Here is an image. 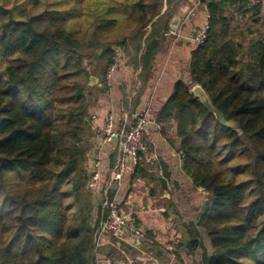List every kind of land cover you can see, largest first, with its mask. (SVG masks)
Listing matches in <instances>:
<instances>
[{
    "label": "trees",
    "instance_id": "16d2710c",
    "mask_svg": "<svg viewBox=\"0 0 264 264\" xmlns=\"http://www.w3.org/2000/svg\"><path fill=\"white\" fill-rule=\"evenodd\" d=\"M182 1L158 0L137 19L141 34L122 64L123 89L126 81L130 93L144 86ZM230 1L204 0L208 38L192 50L189 79L174 83L156 114L176 124L183 170L208 193L198 222L189 224L193 264H264V38L240 57L243 43L225 10ZM78 13L42 8L41 0L16 10L0 4V264H96L101 196L87 185L86 164L98 84L90 82L100 74L97 96L105 94L115 45L126 54L129 36L117 34L118 16L82 22ZM149 24L150 35L142 32ZM196 84L218 116L194 96ZM107 151L110 169L116 152ZM116 189L114 182L112 196ZM197 226L210 239V255Z\"/></svg>",
    "mask_w": 264,
    "mask_h": 264
},
{
    "label": "crops",
    "instance_id": "0c3cea01",
    "mask_svg": "<svg viewBox=\"0 0 264 264\" xmlns=\"http://www.w3.org/2000/svg\"><path fill=\"white\" fill-rule=\"evenodd\" d=\"M241 4L242 1L234 4L228 2L225 6L233 24L235 21H239L240 24L245 17L249 20L253 15L257 18L264 15V0L262 5L252 9L247 6L242 8ZM208 17L209 12L204 0L182 1L170 20L171 24L176 19H184L181 35L174 39L165 38L163 47L156 55V65L144 81V86L134 92L130 93L128 88L126 89L129 87L128 81L123 89V69L118 65L112 72L108 71L109 91L98 97L97 92L102 88V82H100V74L97 75L98 89L91 91V96L95 99L91 101L89 107L92 131L86 164L88 171H91L93 163L98 161L104 180L109 170L113 169H109L110 156L107 148L100 146L99 131L108 115L122 116L126 112L135 114L148 105H152L157 114L166 98L172 93L174 83L180 78L189 79L191 53L195 45L189 42L187 37L198 27L206 24ZM242 24L246 23L242 22ZM244 30L246 28L239 27V33H243ZM137 75L138 73L135 74L136 80ZM139 83L141 85V82ZM125 100L131 106H126ZM167 125L162 130L153 126L148 135L150 144L156 149L157 157L153 158L148 152L143 154L139 164L140 173H126L120 182H115L117 197L122 202L124 211L156 237V245L152 248L135 246L127 237L118 239L103 235L99 239L95 253L96 264H104V257H111L116 264H193V255L187 250L190 239L189 224L198 222L202 207L208 199V193L202 188L194 187L192 179L183 170V161L178 150L176 124L170 121ZM115 162L116 160L114 164ZM173 190L176 191L175 195L180 206L172 202ZM194 202L198 205H191ZM179 210L183 214L179 215ZM197 228L204 237L203 243L207 253L212 254L211 242L205 238L201 228L199 226Z\"/></svg>",
    "mask_w": 264,
    "mask_h": 264
},
{
    "label": "built area",
    "instance_id": "2783aa9c",
    "mask_svg": "<svg viewBox=\"0 0 264 264\" xmlns=\"http://www.w3.org/2000/svg\"><path fill=\"white\" fill-rule=\"evenodd\" d=\"M246 2V6L252 9L263 3V0H240ZM210 17V15H209ZM184 19H176L169 28L163 30L165 38L174 39L181 34V25ZM210 24L207 22L198 27L187 39L195 46L205 43L208 38ZM112 65L110 71L115 67ZM94 118V117H93ZM157 129L166 128V121H158L152 105L146 106L142 111L130 115L124 113L123 116L110 114L106 117L104 125L100 129V146L116 152V162L110 174V181L102 185V170L99 162H94L87 185L89 189L96 190L101 196V218L96 224L95 231V253L99 239L103 235H109L121 239L127 237L132 245L152 248L156 245V237L142 225L136 223L123 208L122 202L115 195H111L114 182H120L126 173H135L143 154L151 153L153 158L157 157L156 149L149 141V133L152 127ZM97 257V256H96ZM104 264H116L111 257L103 258ZM97 263V260H96Z\"/></svg>",
    "mask_w": 264,
    "mask_h": 264
},
{
    "label": "rangeland",
    "instance_id": "374dc122",
    "mask_svg": "<svg viewBox=\"0 0 264 264\" xmlns=\"http://www.w3.org/2000/svg\"><path fill=\"white\" fill-rule=\"evenodd\" d=\"M30 1L31 0H0V4L16 10L18 8L26 6L27 3ZM157 1L158 0H142V1L141 0H41L42 8L51 7V8L67 9V8L74 7L75 9L79 11L78 15L75 17V21L85 22L88 17L91 18V16L93 17V15L95 14L96 16L97 15L106 16L108 14L107 16H110V17H116V18L119 17L121 20V24H120L119 29L117 30V34L121 36L123 35L129 36V40H128L129 47H127L126 54H124L123 49L120 46L115 45L117 64H115L114 67H117L118 65H119L118 67H122V64H124V61L126 60L129 61L130 56L133 54V51H134V46H135L134 39L137 38L138 35L141 34V33H138L140 30H137V31L134 30L135 28L139 27L140 26L139 24L141 23V21L137 19L140 16L151 12L152 11L151 4L153 5L154 3H157ZM238 1L240 0H232L230 2L231 4H234L235 2H238ZM141 2L145 6L144 8L140 7ZM128 3L130 4V6H127ZM243 4L244 3L242 1V4H241L242 8H244ZM134 6H138V7H134ZM112 7H115V10L112 12H108L107 8H112ZM133 15L134 17H136L135 19ZM241 21L245 22L246 24H242ZM241 21H240V24H238L239 21H235V24L232 23V31L235 34L236 39L243 43V51L240 53V57L242 58L244 56L247 57L248 55L247 52H249V48L254 42L258 41L260 38H264V15L261 18H257L256 16L253 15L251 16L249 20H247L245 17ZM239 27H241L242 29L246 28V30H244L243 33H239ZM151 30H152V26L151 24H149V26L142 32L145 31L147 32V34H149ZM234 31H237L238 33ZM146 37L147 35L141 38L142 43L144 42ZM97 83H98V80H95L94 84H97ZM105 87H107V91L105 92L106 94L109 91L108 84H106ZM95 89H98V88H95ZM93 99H95L94 96H91L90 100L92 102L94 101ZM124 104L126 106H131V104H129L127 100L124 101ZM91 131L92 130L89 131L90 134L88 133L89 138L91 136ZM175 193L176 191L174 190L171 192V199L173 200L172 201L173 204L177 203V205H179L177 202L178 200H177ZM202 201L204 202L205 200H202ZM191 205H198V203L194 202ZM178 213L179 215L183 214L181 210H179ZM200 228L202 232L204 233L205 238L208 240L209 237L207 236V233L205 232V230H203L202 227Z\"/></svg>",
    "mask_w": 264,
    "mask_h": 264
},
{
    "label": "water",
    "instance_id": "95a60500",
    "mask_svg": "<svg viewBox=\"0 0 264 264\" xmlns=\"http://www.w3.org/2000/svg\"><path fill=\"white\" fill-rule=\"evenodd\" d=\"M95 80H97V77L92 76L90 84L93 85ZM192 92L194 96L200 101L211 111L213 112L216 116H218V112L215 109V107L212 104V101L208 95V93L204 90V88L200 84H196L192 88ZM221 122L227 124L228 126L231 127H236V122L234 120H228L226 121L224 118H221Z\"/></svg>",
    "mask_w": 264,
    "mask_h": 264
}]
</instances>
